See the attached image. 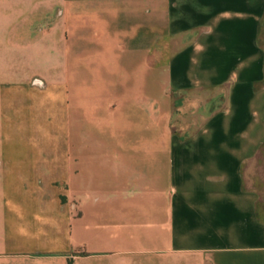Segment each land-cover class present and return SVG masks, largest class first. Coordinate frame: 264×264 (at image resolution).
Wrapping results in <instances>:
<instances>
[{"label":"crops","instance_id":"0c3cea01","mask_svg":"<svg viewBox=\"0 0 264 264\" xmlns=\"http://www.w3.org/2000/svg\"><path fill=\"white\" fill-rule=\"evenodd\" d=\"M263 150L264 0H0V264H264Z\"/></svg>","mask_w":264,"mask_h":264},{"label":"rangeland","instance_id":"374dc122","mask_svg":"<svg viewBox=\"0 0 264 264\" xmlns=\"http://www.w3.org/2000/svg\"><path fill=\"white\" fill-rule=\"evenodd\" d=\"M39 91L49 90L52 95L46 98H41L37 101V111L33 123H36L35 133L38 141H47L54 145V153L61 154L62 152V119L61 107L62 102L57 96L60 84H42L34 85ZM205 92H197L196 95H204ZM200 116L193 114L175 115L174 125L175 131L180 137H188L196 132L203 122L199 119ZM183 126H191V128L183 130ZM50 149V146H48ZM251 171L250 185L255 189L260 190L263 194L262 201L264 205V150L260 153L257 161L253 164ZM249 172V171H248Z\"/></svg>","mask_w":264,"mask_h":264},{"label":"built area","instance_id":"2783aa9c","mask_svg":"<svg viewBox=\"0 0 264 264\" xmlns=\"http://www.w3.org/2000/svg\"><path fill=\"white\" fill-rule=\"evenodd\" d=\"M39 84H42V82H40V81L34 82V85H39Z\"/></svg>","mask_w":264,"mask_h":264}]
</instances>
